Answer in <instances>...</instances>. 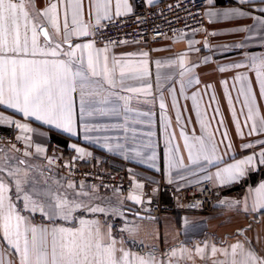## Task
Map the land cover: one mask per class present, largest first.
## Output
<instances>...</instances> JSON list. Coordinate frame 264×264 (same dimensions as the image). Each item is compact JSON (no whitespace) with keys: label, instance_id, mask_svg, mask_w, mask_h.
<instances>
[{"label":"crops","instance_id":"0c3cea01","mask_svg":"<svg viewBox=\"0 0 264 264\" xmlns=\"http://www.w3.org/2000/svg\"><path fill=\"white\" fill-rule=\"evenodd\" d=\"M168 1L144 0L147 6ZM231 1L235 5L227 6L226 0H208L204 31L167 36L153 44L140 42L113 47L98 46L92 41L97 24L95 0H80L78 22L88 26L87 36L75 34L76 25L72 23L75 0L71 3L69 0H32L39 11L52 3L58 5L61 35L57 37L53 33V39L61 44L60 54L52 57L38 52L34 57L29 53L19 58L67 60L63 54L74 50L77 58L83 53L86 64L90 50L74 46L90 43L92 50L99 51L101 65L104 56L108 57L115 83L109 85L102 77H92L90 86L85 89L90 95L84 96L83 112L80 88L72 92L71 132L34 116L25 117L6 104L0 105V131L16 134L27 145L22 154L0 146V180L8 185L7 196L15 211L31 225L49 229L55 226L75 230L82 227L81 220L99 221L104 242H110L109 238L115 240L117 249L130 253L132 264H139L140 258H154L155 264H231L233 259L243 258L239 249L237 255L232 256L231 245L237 242L244 245L245 253L251 251L264 259V208L254 203L255 190L264 183V164L259 163L260 153L264 151V131L259 130L264 122V96L256 75L259 70L264 77V69L259 68L258 61L254 66L250 60L253 56H264V26L255 19L264 18V12L260 11L264 3L261 0ZM115 5L116 0H111L110 18H104L101 12L100 23L131 14L136 1L127 0L131 9L127 11L122 0L118 16ZM231 9L249 15L225 18L223 13ZM65 10L70 32L67 42L63 41ZM49 31L52 32L50 26ZM37 44L46 50L53 46L45 42L42 33L37 37ZM145 68L147 75H142ZM242 86L245 92L251 87L247 103L245 94L241 93ZM249 107L252 108L251 118ZM254 122L256 132L251 131ZM185 136L189 144H196L194 137H203L209 147L216 146L215 153H209L211 163L202 157L197 163L189 160ZM37 147L42 151H37ZM170 155L177 159L178 166L169 167ZM193 155H197L195 148ZM249 156L254 158L253 163L241 165L244 175L239 179L222 183L216 178L218 171ZM59 158L85 167L125 170L134 189L125 195L75 183L58 172L56 161ZM180 161L183 166H179ZM17 179L24 189L20 193L16 191ZM160 181L176 189L203 185L231 189L218 197L210 215L137 218L134 207L147 194L156 192ZM25 192L44 205L67 199L81 207L68 220L58 217L50 220L39 210L25 208ZM132 196L138 197L139 202L131 199ZM85 206H99L106 211L92 213L86 211ZM213 246L218 249L215 254ZM197 248L201 251L197 252ZM116 255L120 257L121 253L118 251ZM0 258L4 264H19V255L3 240L2 229Z\"/></svg>","mask_w":264,"mask_h":264},{"label":"snow or ice","instance_id":"6c2138e0","mask_svg":"<svg viewBox=\"0 0 264 264\" xmlns=\"http://www.w3.org/2000/svg\"><path fill=\"white\" fill-rule=\"evenodd\" d=\"M71 3L72 0H69ZM211 2V0H210ZM264 3V0H261ZM111 0H95L97 11V24L100 23L101 12L104 18L109 17V6ZM122 0H116L115 14H121ZM123 8L127 11L131 9L127 5V0H123ZM264 12V8L260 9ZM249 15L239 9L225 11L223 16L230 18L234 16ZM80 16V0L73 3L72 23L76 25L75 34L80 36L88 35V26L78 22ZM264 26V18L255 17ZM49 26L52 32L49 31ZM23 29V32H22ZM246 30V29H245ZM29 33H31V48H29ZM43 34L45 42L50 46L46 49L40 48L37 44V37ZM53 33L59 37L61 35L60 15L58 5L50 4L43 11L36 10L32 5V0H0V105H7L22 112L25 117L34 116L47 124H55L65 131H73L72 127V92L77 87L81 90V111L84 110V96L90 95L85 92L91 84L92 77H102L109 85H114L112 78L114 70L110 72L108 67V57L104 56L101 65L99 51H94L92 44H76L75 49H89L87 62L81 53L76 57L74 50H69L63 55L68 59L59 60H36L19 58L29 53L34 57L39 52L41 55L58 56L61 44L53 39ZM70 37L67 22V11L64 13L63 41L67 42ZM73 46H69L72 49ZM147 56V53H143ZM255 66L259 62V68L264 69V56L259 58L250 57ZM78 66L74 67V64ZM115 62V61H114ZM159 63V62H157ZM183 66V65H181ZM240 67V65H235ZM223 71V69H221ZM121 77L125 75L123 69ZM142 75H147V69ZM183 75V73H182ZM257 80L260 83V92L264 96V77L258 70ZM246 79V77H237ZM198 82V81H197ZM189 83H192L190 80ZM151 85H148L150 89ZM183 87V85H182ZM241 93L245 94V102L251 95V87L245 92L244 87ZM195 99V97H194ZM161 108H164L163 102ZM252 108L249 107V118H251ZM20 127V125H18ZM260 131H264V122L261 123ZM252 132L257 131L255 122ZM251 134V133H250ZM181 135L184 136L183 131ZM196 144H189L188 137L185 136V147L189 150V160L197 163L202 157L211 163L212 154L216 151V146L206 144L203 137H194ZM193 148L197 155H193ZM37 151H42L37 147ZM77 151H82L77 149ZM171 151V150H170ZM154 158V157H152ZM253 157L249 156L244 161L229 165L227 168L218 171L215 175L222 183L231 182L244 175V168L241 165L253 163ZM169 167H176L177 159L169 156ZM260 164H264V151L260 153ZM179 166L182 165L180 161ZM16 175V173H10ZM211 177H209L210 179ZM8 185L0 180V229L3 231V240L7 245L15 250L19 255V264H132L130 253L122 248L117 249L116 241L109 238L110 242H104V236L100 230L99 221L81 220L80 229H69L64 227L34 226L28 223L27 219L17 213L11 204L7 193ZM16 191H24L21 181H16ZM256 198L254 203L264 208V183L255 190ZM131 199L139 198L132 196ZM25 208L31 207L33 211L39 210L50 220L60 218L68 220L74 211L81 207L80 204L70 202L67 199L58 200L56 203L44 205L34 200L31 195L25 192ZM85 210L92 213H104L106 210L99 206L87 207ZM232 256L237 255V250H241L243 258L239 261L233 259L231 264H264V259L257 257L253 252H244V245L237 242L231 245ZM120 252V257L116 253ZM201 249L197 248V252ZM218 251L212 247V253ZM227 255V249L223 250ZM0 264H4L0 258ZM139 264H155L154 258L144 260L140 258Z\"/></svg>","mask_w":264,"mask_h":264},{"label":"built area","instance_id":"2783aa9c","mask_svg":"<svg viewBox=\"0 0 264 264\" xmlns=\"http://www.w3.org/2000/svg\"><path fill=\"white\" fill-rule=\"evenodd\" d=\"M135 1L136 7L131 14L94 26L92 41L96 45L117 47L127 43L153 44L167 36H184L206 29L208 0H170L156 6H147L144 0ZM226 5L235 4L226 0ZM0 146L12 148L19 154L27 149V145L12 132L0 131ZM56 167L59 173L75 183L125 195L131 194L134 189V183L125 170L85 167L63 158L56 161ZM230 189H217L210 185L176 189L160 181L157 191L147 194L133 212L148 218L176 214L210 215L218 197Z\"/></svg>","mask_w":264,"mask_h":264},{"label":"water","instance_id":"95a60500","mask_svg":"<svg viewBox=\"0 0 264 264\" xmlns=\"http://www.w3.org/2000/svg\"><path fill=\"white\" fill-rule=\"evenodd\" d=\"M137 218H140V219H151V218H146L145 216H142V215H137Z\"/></svg>","mask_w":264,"mask_h":264}]
</instances>
